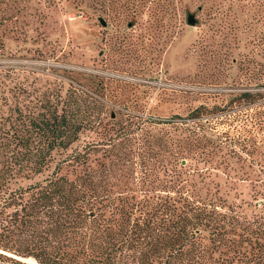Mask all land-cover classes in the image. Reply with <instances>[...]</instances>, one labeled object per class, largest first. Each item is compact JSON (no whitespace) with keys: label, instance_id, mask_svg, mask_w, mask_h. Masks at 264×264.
Masks as SVG:
<instances>
[{"label":"trees","instance_id":"obj_1","mask_svg":"<svg viewBox=\"0 0 264 264\" xmlns=\"http://www.w3.org/2000/svg\"><path fill=\"white\" fill-rule=\"evenodd\" d=\"M72 3L84 10L104 1ZM259 76L257 89L224 106L201 104L165 122L178 133L138 115L117 119L70 84L8 87L0 102V258L264 264V67ZM238 99V137L213 131L212 120L226 116L217 113ZM86 132L92 139L81 143ZM236 182L247 183L250 200L220 190Z\"/></svg>","mask_w":264,"mask_h":264},{"label":"rangeland","instance_id":"obj_2","mask_svg":"<svg viewBox=\"0 0 264 264\" xmlns=\"http://www.w3.org/2000/svg\"><path fill=\"white\" fill-rule=\"evenodd\" d=\"M103 1L79 10L72 0H0V102L8 87L33 91L55 81L83 89L117 119L138 115L152 128L178 133L175 123L199 105L224 106L257 89L264 0ZM225 108L216 115L225 117L212 120L213 131L238 137L245 104L238 99ZM91 137L83 133L80 142ZM246 185L220 190L232 199L243 191L239 198L250 200ZM18 259L0 264H36Z\"/></svg>","mask_w":264,"mask_h":264},{"label":"water","instance_id":"obj_3","mask_svg":"<svg viewBox=\"0 0 264 264\" xmlns=\"http://www.w3.org/2000/svg\"><path fill=\"white\" fill-rule=\"evenodd\" d=\"M99 21L102 25H106V21L102 18V17H99ZM188 24L190 25H193L195 23V19L192 17V16H188V20H187ZM23 259H26V258H23ZM36 264H40V263H37L35 261Z\"/></svg>","mask_w":264,"mask_h":264}]
</instances>
